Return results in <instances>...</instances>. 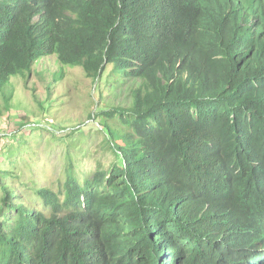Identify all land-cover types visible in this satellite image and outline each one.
I'll list each match as a JSON object with an SVG mask.
<instances>
[{
	"label": "trees",
	"instance_id": "16d2710c",
	"mask_svg": "<svg viewBox=\"0 0 264 264\" xmlns=\"http://www.w3.org/2000/svg\"><path fill=\"white\" fill-rule=\"evenodd\" d=\"M51 57L132 101L89 114L117 161L57 192L8 147L0 264H264V0H0V116Z\"/></svg>",
	"mask_w": 264,
	"mask_h": 264
},
{
	"label": "rangeland",
	"instance_id": "374dc122",
	"mask_svg": "<svg viewBox=\"0 0 264 264\" xmlns=\"http://www.w3.org/2000/svg\"><path fill=\"white\" fill-rule=\"evenodd\" d=\"M32 69L29 77L14 79L8 90L11 109L0 116V137L13 134V138L0 140V168L12 167L14 157L7 154L10 160L5 158V151L12 147L16 159L22 161L25 175L36 187L57 192L70 161L81 181L91 179L98 168H109L117 161L106 142L102 120L90 119L89 114L94 109L129 106L135 85L120 77L117 83L96 87L81 67L62 65L59 69L54 57L39 60ZM48 86L52 89L49 100L44 98ZM0 106H4L1 94ZM21 127L18 133L12 132ZM76 139L82 142L75 144ZM20 191L31 205L44 209L29 190L20 187Z\"/></svg>",
	"mask_w": 264,
	"mask_h": 264
}]
</instances>
